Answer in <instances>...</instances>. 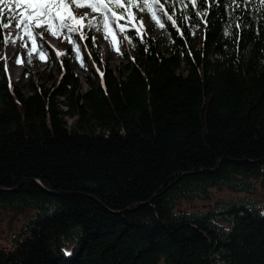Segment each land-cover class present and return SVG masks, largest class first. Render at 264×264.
Listing matches in <instances>:
<instances>
[{"label": "trees", "instance_id": "trees-1", "mask_svg": "<svg viewBox=\"0 0 264 264\" xmlns=\"http://www.w3.org/2000/svg\"><path fill=\"white\" fill-rule=\"evenodd\" d=\"M161 3L177 21L167 34L153 22L156 34L145 28L127 41L133 55L113 68L88 29V52L77 56L70 43L51 86L9 79L1 58L9 9L0 12V210L27 215L0 239V264H264L259 0L218 10L198 0L186 14L211 17L208 26L195 17L198 28L182 22L181 4ZM240 19L250 27L238 52L223 30ZM89 60L103 82L86 71ZM213 187L262 194L180 207Z\"/></svg>", "mask_w": 264, "mask_h": 264}, {"label": "snow or ice", "instance_id": "snow-or-ice-1", "mask_svg": "<svg viewBox=\"0 0 264 264\" xmlns=\"http://www.w3.org/2000/svg\"><path fill=\"white\" fill-rule=\"evenodd\" d=\"M176 3H179L183 6L185 13H182V22L192 20L193 28L199 27V22L195 17H200L204 20L205 25L208 26L211 24V17H209L207 11L195 12L194 17H189L186 14V10L189 5L193 9L197 7L198 0H175ZM206 0H199V4L203 6ZM254 0H212L211 8L217 9L220 3H226L229 6L232 4L236 5V9H239L241 4H251ZM165 4H168L169 7H174L172 0H164ZM0 5H3V8H0V12L4 11V8L9 9V22L3 23L2 27L4 29L9 28L10 24L14 23L15 29H21L31 41V48L28 50L29 62L31 60L33 53H38L40 59H47L46 56L47 48L45 47V33H50L53 36L67 34L65 39L73 44V47L77 51V56L79 53V45L76 43L77 40L88 39L82 29L95 30L104 35L105 39L109 38V28L110 25L116 26V31L121 34H124L128 28L135 29L131 35H122L119 41V44H123L125 41H131L134 36H139L144 30L145 25L154 22L155 27L164 29L165 33H168V29L174 28L177 26V21L173 19L172 15H169L165 8L164 4L161 3V0H91V2L85 3L84 0H15V5L10 6L8 0H0ZM260 7L257 9L258 12H261L260 16V28L258 35L264 34V0H259ZM127 6V7H126ZM23 8V12L17 16L15 14V8ZM84 7H87L91 10L92 13H96L95 16H90L88 13H80V10ZM131 8H136L139 13L146 14L142 16L139 20L140 28L136 27V24L131 23V21L136 19L135 14L130 12ZM72 9H75L77 13L74 14ZM115 9V11H114ZM229 15H233L234 19H239L235 17V11ZM117 12L120 15H117ZM166 17V19H164ZM120 19H127L128 24L121 25L118 23ZM18 21V22H17ZM170 22V23H169ZM55 25V27H54ZM233 27L240 31H233ZM250 25L247 24L244 20L240 19L239 23H229L223 30V35L225 37H230L233 43L237 46L236 50L243 51V36L241 32L244 29L249 28ZM43 29V31H39ZM149 31L152 28H148ZM177 32L183 36L184 33L179 31ZM75 37V40L73 39ZM39 38V44H38ZM93 42H95L96 37H91ZM23 41V37H20ZM5 40L0 39V43H4ZM11 43L15 44L16 41L12 40ZM112 45L115 47L117 52L121 51V48L118 46V42L113 37L111 41ZM138 43H143V40L138 41ZM19 47L27 48L26 43H22ZM145 51L148 49L145 48ZM264 51V49H261ZM57 56L65 55V53L57 52ZM183 55V53H181ZM191 55V53H189ZM15 63H20L21 61L14 59ZM83 67L84 65L81 64ZM102 82L104 73H100ZM264 215V212L260 213ZM66 256H70L71 252L67 249H61Z\"/></svg>", "mask_w": 264, "mask_h": 264}, {"label": "rangeland", "instance_id": "rangeland-1", "mask_svg": "<svg viewBox=\"0 0 264 264\" xmlns=\"http://www.w3.org/2000/svg\"><path fill=\"white\" fill-rule=\"evenodd\" d=\"M87 2V0H84ZM74 14L80 13H88L90 16H95L96 13H92L91 10L87 7H84L80 10V13H77L75 9H72ZM115 11V10H114ZM133 14L135 16L140 15L136 8L133 10ZM139 18V20H140ZM120 24V22L118 21ZM138 28H140V24L137 23ZM153 26V22L145 25V28H150ZM111 32H109V38L105 39L104 35L100 32H95L96 37L100 43V52L103 58L108 62L111 67L115 68L117 65L121 64L124 60V55L126 57H131L133 52L128 45L127 41L123 44H119L121 36L123 34L116 31L115 25H110ZM88 29H82L84 35L88 36ZM39 31H43L40 29ZM8 32V41L6 46L1 52V58L3 61L4 68L6 70V74L9 79L13 82H17L18 84H25L32 80L35 84H45L47 86H51L56 79H61L62 74L60 71L61 63H62V55L57 56V52L66 53L70 47V43L65 39L64 34L53 36L50 33H45V47L47 48L46 56L47 59H40L36 53L32 54L31 60L29 62L28 50L31 48V43L26 35H24L23 31L15 29V27L9 26L7 28ZM150 34L155 35L156 32L151 30L148 31ZM23 37V41H21L20 37ZM113 36L118 39V46L121 48L120 52L115 50V47L112 45L111 41ZM16 41L15 44L10 41ZM22 43L27 44V48L19 47ZM76 43L79 45V48L82 53L86 54L88 52V47L86 45L85 40H77ZM39 44V38H38ZM15 47L18 50V53L13 55L12 52L9 51L10 47ZM14 59L21 61L20 63H15ZM15 64V67L13 68ZM86 71H95L100 73L102 70L100 67L94 62L89 60L86 64ZM77 73L80 76H83L85 72L80 68H77ZM88 86L84 84V89H87ZM262 190L259 187L258 190L254 194H249L246 192H238L233 191L227 188L213 187L210 190V196L207 199H183L180 201V207L186 209H206L216 203L218 200H228V199H237L243 197H251L259 199L261 197ZM27 215L24 213H19L14 209L10 210H0V239L9 237L17 232L25 221Z\"/></svg>", "mask_w": 264, "mask_h": 264}, {"label": "bare ground", "instance_id": "bare-ground-1", "mask_svg": "<svg viewBox=\"0 0 264 264\" xmlns=\"http://www.w3.org/2000/svg\"><path fill=\"white\" fill-rule=\"evenodd\" d=\"M9 51L12 52L13 55H15V54L18 53V50H16V48H15V47H12V46L9 48ZM14 67H15V64H14L13 68H14Z\"/></svg>", "mask_w": 264, "mask_h": 264}, {"label": "water", "instance_id": "water-1", "mask_svg": "<svg viewBox=\"0 0 264 264\" xmlns=\"http://www.w3.org/2000/svg\"><path fill=\"white\" fill-rule=\"evenodd\" d=\"M151 202V200H149L148 202H146V203H140V204H137L138 206H142V205H145V204H147V203H150Z\"/></svg>", "mask_w": 264, "mask_h": 264}]
</instances>
